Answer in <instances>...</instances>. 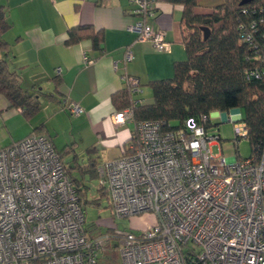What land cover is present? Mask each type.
I'll return each instance as SVG.
<instances>
[{"label": "built area", "instance_id": "1", "mask_svg": "<svg viewBox=\"0 0 264 264\" xmlns=\"http://www.w3.org/2000/svg\"><path fill=\"white\" fill-rule=\"evenodd\" d=\"M157 1L132 0L137 20L129 30L157 51H170L166 31L154 25ZM133 57L128 48L124 61ZM125 80L133 105L140 104L141 79ZM63 108L74 116L84 112L76 101ZM220 113L233 122L236 144L248 138L240 108ZM112 120L136 124L126 153L98 166L113 213L131 218L151 211L157 223L92 231L61 153L48 135L31 133L0 148V264H100V256L114 250L121 264H264L263 152L234 162L214 153L223 138L212 131L219 125L208 126L211 115L166 129L160 121H136L131 106Z\"/></svg>", "mask_w": 264, "mask_h": 264}, {"label": "crops", "instance_id": "2", "mask_svg": "<svg viewBox=\"0 0 264 264\" xmlns=\"http://www.w3.org/2000/svg\"><path fill=\"white\" fill-rule=\"evenodd\" d=\"M197 1L198 6L203 4V0ZM222 2L210 0L206 4L214 7ZM157 5L154 25L166 31L170 51H157L150 41H138L136 33L129 30L137 20L130 13L132 0H0L10 22L4 34L10 44L8 64L20 74L22 86L34 90L41 100L40 110L27 118L22 108H10L0 94V148L43 125L44 134L52 139L69 175L85 189L87 198L86 182L99 178V164L120 157L135 138V121L115 124L112 120V115L122 109L115 107L111 97L127 87L125 75L141 79L143 90L137 95L140 104L152 103L153 92L147 84L172 77L174 63L187 58L183 5L170 0H158ZM78 25L104 31L100 50L94 48L91 39L66 44L68 29ZM128 48L134 57L125 62ZM84 56L93 61L85 63ZM70 101L79 102L84 112L73 116L67 125L63 107ZM92 164L95 170L86 168ZM115 252L111 258L101 255L100 264H117Z\"/></svg>", "mask_w": 264, "mask_h": 264}, {"label": "trees", "instance_id": "3", "mask_svg": "<svg viewBox=\"0 0 264 264\" xmlns=\"http://www.w3.org/2000/svg\"><path fill=\"white\" fill-rule=\"evenodd\" d=\"M170 1L184 7L187 58L174 63L172 77L147 84L153 92L152 103L134 106L127 86L112 95L113 104L119 109L133 106L136 121H160L166 129L182 126L189 117L199 119L216 111L240 108L248 126L252 155L264 153V0H223L207 13L197 12V0ZM9 27L7 14L0 7V94L10 108H22L30 118L40 110L41 100L34 90L22 86L20 74L8 64L10 44L4 34ZM204 27L208 28L207 38ZM244 35L250 39L244 40ZM84 39H91L94 48L100 50L104 31L92 25L68 29L66 44ZM256 70L261 73L259 78L253 74ZM43 128L41 125L33 133L44 134ZM86 168L93 171L95 165ZM73 182L86 206L85 189H80L76 180Z\"/></svg>", "mask_w": 264, "mask_h": 264}, {"label": "rangeland", "instance_id": "4", "mask_svg": "<svg viewBox=\"0 0 264 264\" xmlns=\"http://www.w3.org/2000/svg\"><path fill=\"white\" fill-rule=\"evenodd\" d=\"M210 0H203V4H200L197 7V12L207 13L212 10L213 7L207 6L206 3H209ZM215 7V6H214ZM185 33L187 30L185 29ZM63 114L65 116V122L67 125H71L72 115H68V112L63 108ZM212 123L219 125V129L212 131H217L222 136L220 141V146H213L214 153L222 152L223 157L229 162H234L241 157H249L252 155V149L248 138H241L239 143L236 144L235 141V132L233 122L227 120V116L220 112L211 113ZM71 136V127L69 126L68 130ZM87 187V201L86 204V219L87 224L91 230L96 231L102 230L105 231L110 227H118L121 231H126L130 227H149L157 223V216L154 212L148 211L139 215L132 216L131 218H119L116 217L113 213V208L110 202V195L107 192V184H102L100 178H88L86 182ZM98 226V227H97ZM115 254L117 255V264H121V259L119 253L116 250ZM111 253L108 254V258H111Z\"/></svg>", "mask_w": 264, "mask_h": 264}, {"label": "water", "instance_id": "5", "mask_svg": "<svg viewBox=\"0 0 264 264\" xmlns=\"http://www.w3.org/2000/svg\"><path fill=\"white\" fill-rule=\"evenodd\" d=\"M246 1H248V0H244V2H246ZM204 30H206V38L208 37V28H206V27H204Z\"/></svg>", "mask_w": 264, "mask_h": 264}]
</instances>
